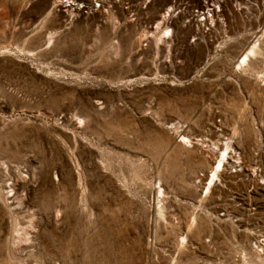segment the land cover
Returning a JSON list of instances; mask_svg holds the SVG:
<instances>
[{
	"label": "rangeland",
	"instance_id": "obj_1",
	"mask_svg": "<svg viewBox=\"0 0 264 264\" xmlns=\"http://www.w3.org/2000/svg\"><path fill=\"white\" fill-rule=\"evenodd\" d=\"M263 15L0 0V264H264Z\"/></svg>",
	"mask_w": 264,
	"mask_h": 264
},
{
	"label": "bare ground",
	"instance_id": "obj_2",
	"mask_svg": "<svg viewBox=\"0 0 264 264\" xmlns=\"http://www.w3.org/2000/svg\"><path fill=\"white\" fill-rule=\"evenodd\" d=\"M254 1V0H253ZM258 2H262L264 4V0H256ZM237 2V1H236ZM259 5V4H258ZM262 6V5H261ZM260 6V7H261ZM237 10V9H236ZM262 13V12H261ZM264 17V15H263ZM259 18V17H258ZM264 19V18H263ZM169 28H166L165 30H168ZM262 48H260L261 50ZM262 51V50H261ZM258 50L256 49V46H252L247 52L243 51L238 55L239 59L242 57L241 63H245L247 66L251 67L254 65L253 63V54H256ZM253 55V56H252ZM256 62V61H255ZM187 138V137H186ZM230 147V144L227 143L224 149H219L218 155L214 158L212 165L210 167V171L205 177V182L202 185V189H206V191H210L211 186L215 184L214 180L217 178V175L220 171L224 170L225 164L228 162L229 152H227V148ZM226 150V151H225ZM232 152V151H231ZM231 154V153H230ZM233 167V166H232ZM229 170V169H228ZM226 172V171H224ZM232 173V172H231ZM209 180V181H208ZM263 228V227H262ZM252 233V232H251ZM254 233V232H253ZM252 233V234H253ZM260 235H257L255 237V242L257 244V247H259L261 250H264V233H258ZM255 236V235H254ZM261 238V239H260Z\"/></svg>",
	"mask_w": 264,
	"mask_h": 264
},
{
	"label": "built area",
	"instance_id": "obj_3",
	"mask_svg": "<svg viewBox=\"0 0 264 264\" xmlns=\"http://www.w3.org/2000/svg\"><path fill=\"white\" fill-rule=\"evenodd\" d=\"M71 1H73V0H71ZM261 239V238H260ZM255 242V241H254ZM254 245H256V243H254Z\"/></svg>",
	"mask_w": 264,
	"mask_h": 264
}]
</instances>
